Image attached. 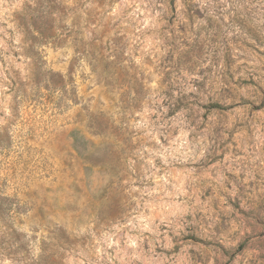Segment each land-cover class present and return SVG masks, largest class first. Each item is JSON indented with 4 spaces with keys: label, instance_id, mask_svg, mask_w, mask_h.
<instances>
[{
    "label": "rangeland",
    "instance_id": "374dc122",
    "mask_svg": "<svg viewBox=\"0 0 264 264\" xmlns=\"http://www.w3.org/2000/svg\"><path fill=\"white\" fill-rule=\"evenodd\" d=\"M0 264H264V0H0Z\"/></svg>",
    "mask_w": 264,
    "mask_h": 264
},
{
    "label": "trees",
    "instance_id": "16d2710c",
    "mask_svg": "<svg viewBox=\"0 0 264 264\" xmlns=\"http://www.w3.org/2000/svg\"><path fill=\"white\" fill-rule=\"evenodd\" d=\"M213 108H221L219 105H213Z\"/></svg>",
    "mask_w": 264,
    "mask_h": 264
}]
</instances>
